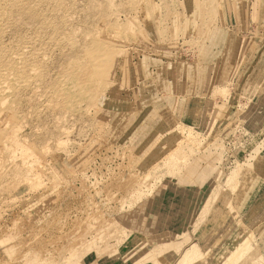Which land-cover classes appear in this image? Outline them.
<instances>
[{
	"label": "rangeland",
	"instance_id": "1",
	"mask_svg": "<svg viewBox=\"0 0 264 264\" xmlns=\"http://www.w3.org/2000/svg\"><path fill=\"white\" fill-rule=\"evenodd\" d=\"M240 251L264 264V0H0V264Z\"/></svg>",
	"mask_w": 264,
	"mask_h": 264
},
{
	"label": "bare ground",
	"instance_id": "2",
	"mask_svg": "<svg viewBox=\"0 0 264 264\" xmlns=\"http://www.w3.org/2000/svg\"><path fill=\"white\" fill-rule=\"evenodd\" d=\"M219 90H220V89H219ZM220 91H221V90H220ZM193 104H199V103H194V102L191 101L190 105H187V106H188L187 109H188V112H189V113L186 112V114H187V113H188V115L190 114V112H191V105H193ZM151 154H152V153H151ZM249 249H252L251 246L248 247V250H249ZM249 251H251V250H249ZM229 255H230V254H229ZM234 255H239V259H240V258H241V259L244 258V263H241V264H248V263H247V259H246V262H245V256H244L245 253H244V251H240L239 253L234 254ZM186 257H187V256H185V261L187 260ZM242 260H243V259H242ZM242 260H241V261H242ZM185 261H184V263H185ZM239 262H240V261H239ZM242 262H243V261H242Z\"/></svg>",
	"mask_w": 264,
	"mask_h": 264
}]
</instances>
